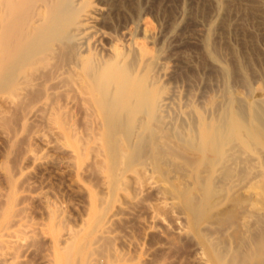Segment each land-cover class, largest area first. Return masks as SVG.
<instances>
[{
    "label": "bare ground",
    "instance_id": "obj_1",
    "mask_svg": "<svg viewBox=\"0 0 264 264\" xmlns=\"http://www.w3.org/2000/svg\"><path fill=\"white\" fill-rule=\"evenodd\" d=\"M115 1L0 0V95L11 104L26 102L25 119H45L60 128L70 147L68 159L58 160L61 165L77 178L94 167L98 174L91 173L103 180L99 190L82 188L81 182L87 206L72 224L62 207L34 185L23 188L22 174L17 179L5 164L9 186L0 204V264L30 263L39 239L40 245L48 241L44 264H160L161 259L149 260L150 249L117 227L131 217L143 224L144 236L163 234V216L147 194L171 212L176 232L194 244L198 264H264V92L251 88L253 65H247L264 45V0L243 5L242 14L251 15L249 20L258 22L253 28L260 29L247 33L249 41L243 39L246 53L238 56L234 48L236 70L212 43L215 33L235 31V22L240 23L229 12L236 0L215 1L202 40L204 53L230 83L239 74L251 89L238 94L229 83L233 88L228 84L203 105L191 99L183 104L179 94L163 86L168 71L161 57L135 41L124 51L110 48L107 58L94 52L91 23L114 10ZM72 106L84 114V131L69 118ZM5 132L0 128L12 140ZM52 136L44 138L47 144ZM31 159L43 162L36 155ZM29 198L43 200L44 220L36 222L27 213Z\"/></svg>",
    "mask_w": 264,
    "mask_h": 264
},
{
    "label": "rangeland",
    "instance_id": "obj_2",
    "mask_svg": "<svg viewBox=\"0 0 264 264\" xmlns=\"http://www.w3.org/2000/svg\"><path fill=\"white\" fill-rule=\"evenodd\" d=\"M215 1L216 0H122L121 2V0H116L115 3H118L117 7L115 4V7L111 8L115 11H110L109 9L107 13L102 14L100 19L96 21L94 20V22L91 23L92 26H94L91 29V34H93V39L96 42L95 45H97V47L95 46L94 52L98 55L100 54V56L102 55L107 58L110 56V48H116L120 51H124L125 46L130 44L132 41H135L145 50V52H149L153 55L158 54V56L161 57L160 61L163 62V64L166 66V71H168V75L163 79L161 84L163 86H166L168 90L174 91L176 92V94H179V97L183 104H185V101H189L190 99L191 101L193 100V103L197 105L208 103L209 101H212L211 99L213 98L217 99L224 92L225 87L230 83V79L228 81L227 78L222 75L221 69L216 67V65L214 66V64H212L210 60L207 59V55L206 53H204L205 51L202 45V40L208 27L207 18L210 19L212 14H214ZM236 2L234 4V7H238L241 3V7H243V9L241 8L242 12L240 11V6L238 8L235 7L237 9L232 8L233 3L232 7H230L229 12L231 17H233L235 21L238 20L240 23L236 24L237 21H233L230 16L229 19L233 21H231L233 24L235 22L234 28L237 29H235V31L238 32L240 30V34H238V32L235 35L236 32L234 30L227 33L224 30V34V31L222 32V29L219 28L217 32H222V35H217L215 33L212 38V43H215H213V48L217 49L216 52L219 53L218 55L222 54L221 56H223L225 58V61L228 62V64L225 63V65L227 64L228 67H231V69L233 66L234 69H237V64L234 58V48H236V53L238 51V56L246 53V46L244 44L245 41L243 39L248 38L247 40L249 41V36H251L256 31L255 26L258 25L257 20L254 21V19L251 18L249 20V17H252L251 15L248 16L246 14V16L245 14H242L245 13L243 12V5L248 6L249 2L247 0H236ZM119 3H121L122 5H119ZM231 10L234 11L235 15L234 13H231ZM236 10H238L239 13H236L238 12ZM243 15L248 17L247 20ZM242 17L244 21L241 19ZM241 20L244 22V26H248L246 28H243L246 31L241 29L243 27V22ZM235 25H238L240 28H237ZM259 29L260 28H258L257 26V33ZM130 30H133L132 33ZM256 32L253 35H255ZM247 33L251 34L248 36ZM243 34L246 35L241 36ZM215 36L217 39H219H215ZM224 39L226 40L224 41ZM238 39L241 41H239ZM262 45L260 44L259 48V50L262 51V54L260 53L261 57L256 56L255 60L247 64L248 68L249 66H254L248 69V76L249 78L250 76H252L253 78V75H255L254 80L252 78H250V80L252 86L251 88H257V90H254L255 92L257 91V93L264 92V45ZM241 50H243V53H240ZM248 56L249 55L247 52L246 57ZM251 63L252 65H250ZM252 69H254L255 71ZM250 73L253 74L251 75ZM239 76L240 79H238ZM232 77L233 75L230 78ZM234 77L235 80L232 79V81L234 82L231 83L239 93L237 91L235 92L240 94L242 91L243 95L247 94L251 88H249V86H244L246 84H243L244 82L242 81V76L239 74H234ZM239 80L242 84L239 83ZM236 81L239 82L236 84ZM245 87L247 89V93L245 92ZM207 100L209 101L207 102ZM25 103H21L18 105L11 104L3 96L0 95V128L1 130L4 129L7 132V135L10 134L13 137H10V139L12 140H8L3 134L1 135L0 133V204L4 200V193L7 191L9 186L5 174V164H8L11 167V170L13 168L12 173L16 174L14 176L17 179L20 178V175L22 174V177L19 179V181L21 182V180L25 179V185H21L23 188L27 189V187L29 188V186L32 188L34 185V188H37L34 190H37L38 193L42 196L45 193L44 196H46V198H48L49 200L52 199V201H54L57 205L65 210L72 224H74V222H76L75 224H77L81 216H83L85 213L84 211L86 210L88 201L86 190H83L82 188L88 186L95 188V190H99L103 186V180H101L100 175H97L98 173L92 166V168L87 169V173H84L82 176L77 178L76 175L71 171L70 167H65V164L61 165L62 163L60 162L68 159L69 154L68 152H66V149H69L70 147L65 138L63 139L64 136L60 134V128L52 124L54 128L57 127L56 129H52V125L50 126L49 124H47L48 122H44L45 119H25V117H27L26 113L28 112V106ZM69 110L70 114L72 113L71 115H69V118L72 117L70 120L75 123L79 130L84 131L85 127H83V125H85V119H83L84 114L82 113V111L78 106H72L69 108ZM82 119L84 122L82 121ZM27 121L29 122L27 123ZM54 134L56 137L54 138L52 136L53 142L47 144V140L45 141L44 138L50 141L51 135ZM43 135L48 136L43 137ZM41 137H43V139ZM65 154L67 155L65 156ZM32 155H36L40 158L39 160L43 162L47 161V164L45 162V165H43V162L40 163L39 161L32 162ZM45 155L49 156L46 157ZM65 157L67 158L65 159ZM55 158L57 159L55 160ZM58 160L60 162H58ZM90 169H94L97 174H94V172L91 173L92 170ZM17 170L19 171L18 177ZM86 174H88V176ZM93 174L95 176L97 175L98 177H94ZM72 175H75L76 179L74 177L73 179ZM85 175L86 179L84 177ZM98 181H100V183ZM80 186H82V188ZM152 196V194H147L146 199L147 201L151 202L156 211H160L159 214L161 213L160 215L163 216L164 224L163 222H161L162 225H164V227L162 228L163 234L151 231L148 232L146 236H144L146 231L143 224H140L136 218L133 219L131 217L129 218L130 220L128 219L127 222H124L122 225H117V227L119 226L118 229L123 231L126 230V235L129 238L133 240L134 238H136L134 240L135 244L140 242L144 244L145 250L146 248L150 249L149 251L147 249V257L151 261L153 260L158 262L159 259H161L159 261L160 264H198L196 261L197 251L194 244L189 239L179 235L176 232L177 225L171 216L172 214H170L171 212L169 213L168 211H166V209L164 210L162 207H160L162 205L158 204L155 196ZM29 199V201H26V204L30 206L29 210H27V213L30 214V217L36 222H38L39 220H44L45 215L43 214H45V207L43 208V200H41V203L39 198V200L37 198H33V200L32 198ZM34 200L35 202H33ZM145 215L147 216L145 210H143L142 216L145 217ZM161 223L159 224L161 225ZM143 230L145 231V233ZM39 242H41V239H39L37 244L40 249L36 247L37 252L35 249L34 254L28 256V260H30V263L28 264H44L41 257L43 250H45L46 248L45 246L48 244V241L42 239V244L45 243L43 245L41 244L42 246ZM131 252L135 253V250L131 249Z\"/></svg>",
    "mask_w": 264,
    "mask_h": 264
}]
</instances>
